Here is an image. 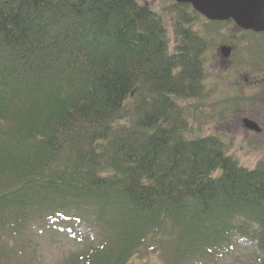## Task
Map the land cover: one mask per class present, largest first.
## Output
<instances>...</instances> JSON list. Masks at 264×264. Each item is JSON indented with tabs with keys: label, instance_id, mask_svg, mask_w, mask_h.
I'll use <instances>...</instances> for the list:
<instances>
[{
	"label": "trees",
	"instance_id": "trees-1",
	"mask_svg": "<svg viewBox=\"0 0 264 264\" xmlns=\"http://www.w3.org/2000/svg\"><path fill=\"white\" fill-rule=\"evenodd\" d=\"M175 32L182 45L169 53L135 0H0L2 247L28 222L53 234L81 222L91 238L60 233L85 248L80 264H126L168 233L182 264L199 243L243 233L240 218L257 226L264 264V165L241 168L217 140L179 136L173 97L192 91L197 55ZM130 104L134 122L117 124Z\"/></svg>",
	"mask_w": 264,
	"mask_h": 264
},
{
	"label": "rangeland",
	"instance_id": "rangeland-1",
	"mask_svg": "<svg viewBox=\"0 0 264 264\" xmlns=\"http://www.w3.org/2000/svg\"><path fill=\"white\" fill-rule=\"evenodd\" d=\"M136 1L147 5L151 11L160 15L166 29L169 53L175 52L176 46L182 45V41L175 35L176 8H171L172 4L168 0ZM184 12H187L186 9ZM207 55L211 57L213 53L208 52ZM203 62L209 67L206 59H203ZM222 94L219 95L218 89L208 83L200 97L179 99L177 110L182 118L179 136L188 141L216 138L223 146L225 154L238 166L247 170L257 168L264 163V142L252 138L240 128V121L245 117L244 112L240 111L247 109L242 107L243 105L236 108L237 104L234 105L230 100V89L224 88ZM129 107L128 112L117 124L130 125L134 122L135 114L131 110V104ZM236 109L239 112H236ZM233 223L234 229L244 224V232L238 233L239 231L234 230V234L219 238L220 240L210 248L199 243L194 254L186 256L182 264H258L256 242L252 240V232L257 226L240 218L235 219ZM76 230L79 233L75 232L77 237L81 235L87 238V235L93 234V231H88L82 225H76ZM15 233H11L9 238L18 241L8 243L9 245L4 242L3 247L0 245V264H80L79 257L85 252L82 245L31 222L26 223L21 236H16ZM169 234L172 235L168 233L167 237L159 242L156 236L152 235V244H147L149 248L145 247L140 253L133 255L126 264H173L174 246Z\"/></svg>",
	"mask_w": 264,
	"mask_h": 264
},
{
	"label": "flooded vegetation",
	"instance_id": "flooded-vegetation-1",
	"mask_svg": "<svg viewBox=\"0 0 264 264\" xmlns=\"http://www.w3.org/2000/svg\"><path fill=\"white\" fill-rule=\"evenodd\" d=\"M168 1L172 4L171 8L177 10L176 24L187 32V35L184 33L187 51L197 55L193 75L196 84L191 94L201 96L208 83L218 89L219 95L228 87L231 102L237 104L236 108L243 105L247 109L240 111L244 112V118L256 124V132L245 131L246 134L264 142V11L258 24L259 30H244L236 25L233 17L223 21L210 20L191 4ZM260 1L250 0L251 4ZM185 9L187 12H184ZM250 12L253 17L259 15V12L255 14L254 9ZM208 52L213 56L207 55ZM203 59L209 62V67H206ZM191 63L193 59L186 57L184 71L187 74L193 68ZM189 83L190 80L187 85ZM236 112L239 111L236 109ZM240 124L243 127L241 121Z\"/></svg>",
	"mask_w": 264,
	"mask_h": 264
},
{
	"label": "water",
	"instance_id": "water-1",
	"mask_svg": "<svg viewBox=\"0 0 264 264\" xmlns=\"http://www.w3.org/2000/svg\"><path fill=\"white\" fill-rule=\"evenodd\" d=\"M179 3H190L196 11L199 13L207 16L209 19L212 20H225L230 16L234 15V6H237L239 4L240 0H176ZM248 5H251L249 3ZM246 5H242L241 7H238L240 11H242V7L245 8ZM262 8L263 7V1H261V4H255V8ZM262 10V9H261ZM247 15H242L239 18H235V21L241 25L248 27L252 20L248 19ZM246 123L247 127H251V125L244 121Z\"/></svg>",
	"mask_w": 264,
	"mask_h": 264
}]
</instances>
